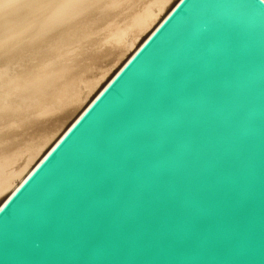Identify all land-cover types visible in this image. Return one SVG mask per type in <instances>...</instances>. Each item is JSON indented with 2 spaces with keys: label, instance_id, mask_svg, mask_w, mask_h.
<instances>
[{
  "label": "water",
  "instance_id": "water-1",
  "mask_svg": "<svg viewBox=\"0 0 264 264\" xmlns=\"http://www.w3.org/2000/svg\"><path fill=\"white\" fill-rule=\"evenodd\" d=\"M0 264H264V0H178L0 204Z\"/></svg>",
  "mask_w": 264,
  "mask_h": 264
},
{
  "label": "bare ground",
  "instance_id": "bare-ground-1",
  "mask_svg": "<svg viewBox=\"0 0 264 264\" xmlns=\"http://www.w3.org/2000/svg\"><path fill=\"white\" fill-rule=\"evenodd\" d=\"M178 0H0V204Z\"/></svg>",
  "mask_w": 264,
  "mask_h": 264
}]
</instances>
